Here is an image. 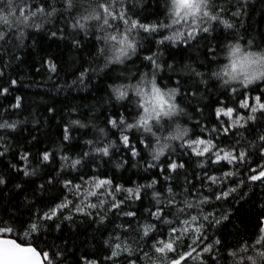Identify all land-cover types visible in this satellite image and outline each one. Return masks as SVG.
<instances>
[{
	"label": "trees",
	"instance_id": "16d2710c",
	"mask_svg": "<svg viewBox=\"0 0 264 264\" xmlns=\"http://www.w3.org/2000/svg\"><path fill=\"white\" fill-rule=\"evenodd\" d=\"M27 2L33 8L41 4L48 7L51 3L58 11L50 17L37 16L34 22L42 25L39 29L15 23L14 16L9 17L11 27L0 24L7 33L5 40L0 41V88L9 90L6 95H0V123L7 121L16 125L15 129H0V152L4 153L0 155V177L5 181L0 185V218L22 232L38 215L66 200L71 201L57 219L45 222L47 227L32 238L38 250L59 254L54 256L55 264H129L130 260L136 264H161L154 254L153 244L157 239L166 238L170 227H180V224L156 222L150 211L158 206L153 192L159 191L166 198L167 189L171 187L180 206L185 200L198 203L203 197L210 199L187 210L191 215L209 216L208 221H202L207 240L197 246L193 244L194 235L182 237L176 245V253L169 255L185 253L190 250L189 245L200 253L204 244H213L212 252L193 253L195 258L188 264H200L201 259L204 264H233L234 258L229 253L246 242L253 244L264 229V181L249 180L255 174L252 169L264 166V141L260 140L264 136V114L256 113V119L245 127L232 128L225 134L216 118V110L233 107L247 116L239 102L245 96L264 97V83L243 89L238 84L224 85L213 73L225 63L223 54L230 42L264 50V0H213V10L233 27L229 29L211 22L205 25L210 28L208 33L199 32L187 43H159L164 35H171L175 30L188 31L183 24L159 33L137 30L132 33L138 45L136 52L119 64L107 63L106 57L111 56V52L98 54L103 41H98L96 36L103 33L95 28L85 33L71 27L72 18L87 7L86 0L78 5L79 11L73 9L71 13L65 11L62 0ZM168 3L169 0H125L123 10L146 25L170 23ZM19 6L15 0L12 5L0 3V11L7 15L10 7ZM154 53L159 69L145 59ZM50 63L55 65V72L50 71ZM153 72L161 86L179 89L176 102L184 111L177 122L190 130V138L214 139L226 150L246 151V160L233 164L213 163L207 155L198 157L182 147L181 141H171L165 154L154 161L155 140L146 139L151 148H145L140 143V133L134 130L128 133L139 152L133 158L120 144V132L109 120L119 121L123 116L131 121L136 109L127 100H117L112 89L136 84L143 74ZM197 72L202 75L197 76ZM232 87L237 88L235 93ZM17 97L20 98L19 108L13 107ZM221 119L227 120L226 117ZM65 128L70 134L67 141L64 140ZM214 128L217 131H212ZM105 139L116 144L111 149V157H101L94 152V146ZM88 141L93 144L89 145ZM45 152L51 154L47 162L42 161ZM84 153L89 155L84 156ZM23 154H27V161L21 159ZM64 156L81 159V164L72 168L62 159ZM172 161L183 163L184 167L170 171L168 165ZM149 164L156 166L149 167ZM25 170L30 174L25 175ZM226 172L234 175L225 177ZM207 176H216L219 182L212 184ZM92 177L110 179L113 187L120 185L124 189L146 186L153 180L157 183L152 188L143 187L140 200H125V191L115 193L116 199L125 203L122 209L110 210L112 197L107 193L101 195L103 190H96L97 196L88 195L93 189L84 182L90 185ZM69 180L73 185L84 186L81 192L66 187L65 182ZM231 188L236 191L227 198L215 199V194ZM100 200L106 203L100 205ZM87 203L98 207L76 211L77 206L83 208ZM121 211H132L136 216L129 217ZM165 213L173 221L177 216L181 220L185 218L175 208L166 207ZM212 214L227 219L217 225L211 222ZM150 222L156 223L157 231L144 237L141 226ZM116 243L130 249L131 255L124 251L116 258L106 259ZM249 254L255 255V250H250Z\"/></svg>",
	"mask_w": 264,
	"mask_h": 264
},
{
	"label": "snow or ice",
	"instance_id": "6c2138e0",
	"mask_svg": "<svg viewBox=\"0 0 264 264\" xmlns=\"http://www.w3.org/2000/svg\"><path fill=\"white\" fill-rule=\"evenodd\" d=\"M81 2L82 0H62L65 11L69 13L73 9L79 11L78 5ZM124 2L125 0H86L87 7L84 8L83 13L78 17L72 18L71 27L74 30L78 29L87 33L89 28H95L98 33H103V35L96 36L98 41H103V45L98 49V54L105 55L111 52V56L106 57L107 63L109 64L123 63L124 60L130 58L131 54L136 52L138 45L132 33L137 30H142L146 33H159L163 29H172L176 25H186L189 29L188 31L175 30L171 35H164L159 40L160 44H165L166 42L176 44L187 43L189 40L195 39L199 32L208 33L210 28L205 25L211 22H218L229 29L233 27L219 12L213 10V0H169L168 19H170V23L160 22L155 25H146L136 19H132L128 15V12L123 10ZM0 3L12 5L13 0H0ZM15 3L20 6L10 7L7 15L0 11V24L11 27L9 17L14 16L16 17L15 23L23 25L26 28L39 29L42 25L34 22L37 16L50 17L58 11L51 3L48 7L41 4L35 8L27 0H15ZM118 5L119 7H117ZM233 15H236V13H233ZM20 35L22 36L23 32ZM52 35L55 36L56 33H52ZM6 36L7 33L0 28V41L5 40ZM75 43L78 45L79 41ZM145 59L150 61L156 69L160 68L155 53L145 57ZM49 68L50 71L55 72L54 64L50 63ZM83 75L84 73L81 74V77ZM196 75L200 76L202 74L197 72ZM261 75L264 76V74ZM217 79H219V74H217ZM258 83H264V78L253 77L246 79L243 83L237 82L232 84H229L227 80L224 81L225 85L238 84L243 89H248L249 86ZM12 84L15 85L16 81L13 80ZM8 91V88H0V95H6ZM112 91L117 100H127L136 109L135 117L131 121L123 116L119 121L115 119L109 120V124L120 132V144L131 152L133 158L139 155V152L136 150L135 145L131 143L128 135L133 130L140 133V143L144 144L145 148H151L150 142H145L146 139L155 140L157 147L152 149V159L154 161L159 160L165 154V151L170 147L169 142L171 141H181L182 147L190 149L198 157L207 155L213 163H219L220 161H227L229 164L244 162L248 156L246 151L221 148L215 143L214 139H204L201 137L195 139L190 138V130L177 122V117L184 111L176 102L179 89L161 86L157 82L155 72L143 74L140 81L136 84L129 83L127 85L115 86ZM231 91L235 93L237 88L232 87ZM129 93H131V96ZM239 103L240 108L247 111V116L242 115L233 107H220L216 110V118L223 126L222 131L225 134L229 133L232 128L245 127L249 121L256 119V113L264 114V97L261 95L254 97L245 96ZM13 107H20L19 97H17L16 104ZM221 117H226L227 120L221 119ZM74 123L80 124V121H74ZM80 126L83 127L84 125ZM15 127V124L8 123L7 121L0 123V129H15ZM100 131L103 133L104 130L100 129ZM212 131H217V129L214 128ZM69 139V131L65 128L64 140L67 141ZM260 140L264 141V136H261ZM87 143L89 145L93 144L92 141H88ZM115 147V142H109L105 139L103 143L94 146V152L101 157H111V149ZM3 154V152H0V155ZM50 155V153L45 152L42 155V161H49ZM83 155L87 156L89 153H84ZM21 159L27 161V154H23ZM62 159L68 162L72 168H76V166L81 164V159L71 160L68 156H64ZM124 163H127V161H124ZM120 166L122 164L118 165V167ZM148 166L154 167L156 165L149 164ZM168 167L170 171H176L178 168H183L184 164H178L172 161ZM252 171L255 174L251 175L249 180L253 182L264 181V166H259V170L252 169ZM24 174L29 175L30 173L25 170ZM232 175H234L232 172L224 173L225 177H231ZM90 179L92 181L90 185H88V181L84 182V185L93 189L88 192V195L97 196L96 190H103L100 193L101 195L107 193V195L112 197L110 210L122 209L125 200H140L142 188H152L157 183V181L153 180L151 184L146 186H138L135 189H124L120 185L113 187L110 179H101L99 177H92ZM206 179L212 184L219 182V178L216 176H207ZM4 183L3 177H0V185ZM65 186L70 190L75 189L78 193L84 187L80 184L73 185L70 180L65 182ZM120 191L127 193L125 200L116 199L115 193ZM235 191V188H231L228 191L220 192L219 194H215V199H225ZM167 192L168 196L166 198H163V193L159 191L153 192V197L158 206L155 211H150V215L156 222L168 225L178 223L180 227H170L166 238L155 240L153 244L154 254L160 260L161 264H188L189 260L195 258L193 253H197L196 247L189 245L190 250L185 253H180L175 256H170L169 254L176 253V245L182 237L194 235L193 244L197 246L207 240L204 223L202 221H208L209 216L205 215L202 217L199 214L191 215L187 210L197 208L199 204L207 203L210 197H203L198 200V203L185 200L182 206H180L181 202L177 201L176 194L173 193L171 187L167 189ZM99 203L103 205L106 201L100 200ZM70 204L71 201L66 200L48 212L38 215L22 232L0 218V264H55L54 256L59 254H50L49 252L38 250L37 247L33 246L32 238L47 227L45 222L57 219L58 214L63 209L68 208ZM97 207L98 205L95 203H87L83 208L77 206L76 211L84 212L85 208L95 209ZM166 207L175 208L185 218L181 220L177 216L175 221L168 219L165 213ZM121 214L129 217L136 216V213L132 211H121ZM64 218L72 219L71 216H65ZM223 219H227V217L216 218L215 214H212L211 222L218 225ZM58 227L59 225H57ZM141 228L144 237H149L151 233L157 231L156 223L152 222L142 225ZM261 233L253 244L246 242L238 249L229 253V256L234 258L233 264H264V229H261ZM216 244H219V241H216ZM214 247L215 245L213 244H204L203 248L200 249V253L212 252ZM250 250H255V255L249 254ZM124 251H127L131 255L130 249L122 247L120 243H116L111 256L106 257V259L116 258ZM200 253H197V255H200ZM144 255L148 256L147 253H144ZM237 257L238 259H235ZM148 259L151 260V257H148ZM88 264H95V262H88ZM129 264H136V261L130 260ZM200 264H204L202 259Z\"/></svg>",
	"mask_w": 264,
	"mask_h": 264
},
{
	"label": "clouds",
	"instance_id": "9594fccd",
	"mask_svg": "<svg viewBox=\"0 0 264 264\" xmlns=\"http://www.w3.org/2000/svg\"><path fill=\"white\" fill-rule=\"evenodd\" d=\"M223 56L225 63L213 73L216 78L219 74L223 84L225 80L232 84L243 83L253 77L264 78L261 75L264 74V50H254L239 42H230L225 46Z\"/></svg>",
	"mask_w": 264,
	"mask_h": 264
},
{
	"label": "water",
	"instance_id": "95a60500",
	"mask_svg": "<svg viewBox=\"0 0 264 264\" xmlns=\"http://www.w3.org/2000/svg\"><path fill=\"white\" fill-rule=\"evenodd\" d=\"M263 226H264V219H263Z\"/></svg>",
	"mask_w": 264,
	"mask_h": 264
}]
</instances>
